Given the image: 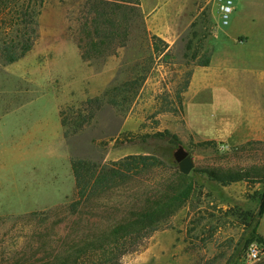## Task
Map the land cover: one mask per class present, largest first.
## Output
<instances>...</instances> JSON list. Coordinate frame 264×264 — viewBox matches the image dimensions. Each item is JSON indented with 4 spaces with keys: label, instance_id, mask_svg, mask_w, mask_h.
Instances as JSON below:
<instances>
[{
    "label": "rangeland",
    "instance_id": "obj_1",
    "mask_svg": "<svg viewBox=\"0 0 264 264\" xmlns=\"http://www.w3.org/2000/svg\"><path fill=\"white\" fill-rule=\"evenodd\" d=\"M27 3L18 0L0 13V50L36 21L34 42L41 31L71 37L87 66L81 73L110 67L114 75L99 95L65 102L61 152L28 154L31 148H16L17 116L12 122L3 113L16 114L18 88L26 89L21 102L41 91L6 72L0 51V264H45L172 196L178 197L172 213L121 264H264V252L258 261L244 259L249 244L264 249V212L257 214L264 142L154 135L180 105L192 67L210 57L209 37L221 22L217 1L46 0L31 16ZM26 118L18 119L20 128ZM179 145L193 158L188 174L173 157ZM73 160L88 166L79 169L84 181L101 175L82 195ZM211 172H241L247 183H222Z\"/></svg>",
    "mask_w": 264,
    "mask_h": 264
},
{
    "label": "crops",
    "instance_id": "obj_2",
    "mask_svg": "<svg viewBox=\"0 0 264 264\" xmlns=\"http://www.w3.org/2000/svg\"><path fill=\"white\" fill-rule=\"evenodd\" d=\"M260 7V0H233L229 21H218L209 37L208 62L192 67L180 105L155 131L168 130L180 139H226L235 145L264 142V15ZM82 66L71 37L43 31L30 50L5 66L6 72L41 91L21 102L19 96L26 89L18 88L16 114L15 109L3 113L12 122L15 116L27 117L21 128L16 120L20 139L16 148L21 152L25 147L31 148L24 151L28 154L47 153V149L58 154L64 149L61 114L65 102L99 95L114 75L113 69L104 67L90 76L88 70L81 73ZM241 182L247 180L230 184Z\"/></svg>",
    "mask_w": 264,
    "mask_h": 264
},
{
    "label": "trees",
    "instance_id": "obj_3",
    "mask_svg": "<svg viewBox=\"0 0 264 264\" xmlns=\"http://www.w3.org/2000/svg\"><path fill=\"white\" fill-rule=\"evenodd\" d=\"M18 0H0V13L7 9H11L13 2L16 3ZM46 0H28L27 9L29 14L33 12L39 13L40 8L44 5ZM37 7V9H36ZM12 20L19 15V12L13 13ZM15 23H10L9 29H13ZM37 26L38 23L35 21L33 27H24L20 29V33L24 37L27 34H32V37H26L25 40L22 38L15 42L4 43V47L1 48V53L4 54V61L6 63L13 62L24 55L33 45V42L37 36ZM18 29V28H17ZM29 30V31H28ZM16 47L19 48L18 52ZM15 49V50H14ZM205 61L203 64L207 63ZM154 135L162 136L169 135L171 139L176 140L177 136L170 133L168 130L157 131ZM85 163L81 161H72V169L76 180V187L80 190L82 195L86 191L89 180L84 181V176L80 175L79 169H84ZM87 171H89L88 166H86ZM99 173V172H98ZM95 174V173H94ZM222 183L243 180L248 177L247 174L241 172H228V173H213L210 174ZM261 178L257 176L256 178ZM101 180L100 173L97 174L95 178H92V184L89 189L93 188L97 181ZM177 196L168 197L166 200L157 199L152 205L146 206L139 212L134 213V215L119 221L112 228L101 232L93 240L76 246L67 253L54 256V258L46 262L45 264H121L122 257L127 253L132 251L133 246L139 244L140 238L146 236L147 233L157 229L160 222L165 220L176 207L175 202ZM264 212V191L260 196L258 215H262ZM129 242L130 246H127Z\"/></svg>",
    "mask_w": 264,
    "mask_h": 264
},
{
    "label": "built area",
    "instance_id": "obj_4",
    "mask_svg": "<svg viewBox=\"0 0 264 264\" xmlns=\"http://www.w3.org/2000/svg\"><path fill=\"white\" fill-rule=\"evenodd\" d=\"M219 5V12L222 24H227L233 12V0H216ZM264 252L263 246L258 243H251L244 251V259L247 262L258 261Z\"/></svg>",
    "mask_w": 264,
    "mask_h": 264
},
{
    "label": "water",
    "instance_id": "obj_5",
    "mask_svg": "<svg viewBox=\"0 0 264 264\" xmlns=\"http://www.w3.org/2000/svg\"><path fill=\"white\" fill-rule=\"evenodd\" d=\"M173 157L175 161L177 162L178 170L182 174H188L190 170L194 167L192 156L182 145H179L174 150Z\"/></svg>",
    "mask_w": 264,
    "mask_h": 264
}]
</instances>
